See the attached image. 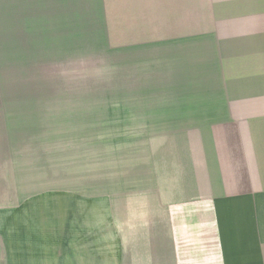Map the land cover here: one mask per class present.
<instances>
[{
    "label": "crops",
    "instance_id": "obj_1",
    "mask_svg": "<svg viewBox=\"0 0 264 264\" xmlns=\"http://www.w3.org/2000/svg\"><path fill=\"white\" fill-rule=\"evenodd\" d=\"M110 59L109 126L49 190L9 83ZM5 81L0 264H264V0H0Z\"/></svg>",
    "mask_w": 264,
    "mask_h": 264
},
{
    "label": "rangeland",
    "instance_id": "obj_2",
    "mask_svg": "<svg viewBox=\"0 0 264 264\" xmlns=\"http://www.w3.org/2000/svg\"><path fill=\"white\" fill-rule=\"evenodd\" d=\"M112 64L111 59L107 63L104 60L80 61L76 67L74 64V67L68 69V65L61 68L48 62L46 69L43 67L38 69L41 75L12 77L9 83L13 91L11 98H21L23 103L25 102L20 106L21 110L17 108L15 111L29 112L28 107L31 106L30 111L33 115L31 123L33 132L30 140L31 177L35 180L45 178L47 181L46 185L37 183L38 185H45L49 190L55 189L59 181L67 185L66 181L72 179L71 170L74 163H85L87 167L89 159L87 149L91 145L89 144L91 136L96 138L102 136L106 131L105 127L109 126L104 122L105 109L98 108V105H101L105 98L102 90L105 82L112 80L110 75L103 76L104 69L110 68ZM4 83L0 86L2 89L6 88V81ZM94 100H97L94 103L96 108L79 107L73 118L71 109L57 107L63 103L73 102L87 105L92 104L88 101ZM38 105L41 107L40 110L37 108ZM91 111L97 114L94 115L96 118L92 123L89 115ZM39 115L42 117L35 119V116ZM36 128L42 130L37 131ZM109 130L108 128L107 131ZM28 141L26 140V147ZM95 142L96 146L97 143L103 145L98 139ZM95 154V164H102L103 153L96 151ZM61 163L63 170L60 167Z\"/></svg>",
    "mask_w": 264,
    "mask_h": 264
}]
</instances>
